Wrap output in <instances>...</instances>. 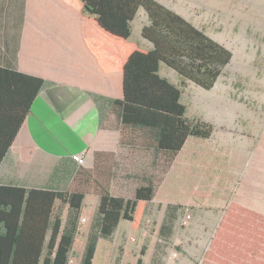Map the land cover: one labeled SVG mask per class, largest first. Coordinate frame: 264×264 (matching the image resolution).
Wrapping results in <instances>:
<instances>
[{
    "label": "crops",
    "instance_id": "crops-1",
    "mask_svg": "<svg viewBox=\"0 0 264 264\" xmlns=\"http://www.w3.org/2000/svg\"><path fill=\"white\" fill-rule=\"evenodd\" d=\"M84 32L80 5L74 0H0V68L44 81L2 157L0 188L64 192L72 187L76 174L80 171L88 189L95 185L93 181L96 182V190L93 187L86 190L79 220L83 225L79 228V236L75 238V241L80 240V245L76 251L74 242L69 254V264L73 254L76 264L81 263L89 221L99 203L100 185L108 187L111 194L125 198H131L141 183L156 185L141 227L132 229L128 222L122 220L109 240L122 224L133 232L141 230L151 211L156 218L161 219L157 227L159 234L175 233L173 231L176 225L185 215L184 207L190 208L194 217L196 213L197 220L200 221L196 223L198 229L196 228L195 235H206L205 227L211 228L212 235H215L225 208L232 202L255 215H250V218L246 216L237 225L240 232L244 231L240 234L241 237L255 238V234L261 231L264 217V176L258 181L259 168L255 166L252 169L254 189L248 187L244 178L239 187L229 190L232 192L231 196L229 192L217 190L212 196L201 197L204 195L199 194L197 175L189 170V161H183L185 150L188 145L208 143L215 128L213 127V133L207 140L188 137L171 162L170 151L158 149L153 134L149 131L121 128L120 118L112 112V103L122 98L123 75L104 73L101 70L98 60L88 50ZM138 44L145 50L151 48L148 43L146 46ZM162 67L159 72L164 77ZM12 92L13 88L0 87V146L9 141L12 125L19 115L18 107H15L14 99L10 97ZM180 101L184 105L181 99ZM187 113L186 109L185 117L192 120ZM78 154L83 156L82 165L73 159ZM230 177L231 175L227 178ZM12 195H17L15 190L0 191L3 199L0 208L3 213L9 212ZM41 195L32 194V199L38 200L30 201L31 205L37 208L41 203ZM23 203L24 201L21 202V209ZM207 203L213 209H206ZM169 206L183 208L168 210ZM212 210L218 212V215ZM208 211H211L210 215L207 214ZM42 219L38 215L30 221L37 227L31 234L34 239L40 233ZM82 219H85L84 222H81ZM50 235L51 231L47 230L44 235L45 247ZM101 242L102 239L98 242L94 262ZM184 246L188 247L189 256H182L183 252L179 247L171 256L176 258L179 251L178 264L207 262L204 258L209 249L207 245L194 246L186 243ZM198 248L204 249L202 255L193 256L192 251L196 252ZM240 250L246 255L242 258L243 261L244 258L258 261L262 253H256V248L250 247ZM145 253L143 256L139 255L142 264ZM165 255L155 256V263L164 264Z\"/></svg>",
    "mask_w": 264,
    "mask_h": 264
},
{
    "label": "trees",
    "instance_id": "trees-1",
    "mask_svg": "<svg viewBox=\"0 0 264 264\" xmlns=\"http://www.w3.org/2000/svg\"><path fill=\"white\" fill-rule=\"evenodd\" d=\"M74 1L80 5L88 50L98 60L99 67L104 73L123 75L122 98L112 103V112L121 120L120 127L149 131L158 149L170 151V162L188 137L209 139L214 129L211 124L185 117L186 107L180 101L182 90L187 83L211 90L223 67L230 63L231 52L157 0ZM140 9L147 19L140 37L151 46L148 50L130 40L131 24ZM161 66L174 71L179 84L162 77ZM43 84L42 79L34 76L0 68V87L13 88L10 97L19 112L9 141L0 146V163ZM82 179L80 171L72 187L64 192L0 188L17 193L11 197L8 213L0 208V264H69L70 251L79 236L86 190L97 189L95 181L88 189ZM155 190L154 183H141L131 198H125L111 194L108 187L100 185L99 203L89 221L80 264H94L99 240H109L120 221L139 229ZM34 193L42 194L37 208L31 205L32 200H38L32 199ZM2 200L0 197V205ZM182 207L169 206L168 210ZM242 212L255 216L246 210ZM38 215L43 223L34 239L31 234L37 227L30 221ZM47 230L51 235L45 247ZM144 253L145 248L139 255ZM137 264H142L140 258Z\"/></svg>",
    "mask_w": 264,
    "mask_h": 264
},
{
    "label": "rangeland",
    "instance_id": "rangeland-1",
    "mask_svg": "<svg viewBox=\"0 0 264 264\" xmlns=\"http://www.w3.org/2000/svg\"><path fill=\"white\" fill-rule=\"evenodd\" d=\"M157 1L232 54L230 63L223 67L211 90H203L192 83H187L182 90L181 100L189 117L206 121L215 128L208 143L188 145L185 150L183 161H189V170L197 175L199 194L212 196L220 190L231 196L229 190L239 187L244 178L248 187L254 189L252 169L259 168L258 181L264 176V0ZM145 23L146 15L140 9L131 25L130 40L143 46L146 42L140 32ZM161 72L169 81L179 84L174 71L163 66ZM205 205L213 209L209 203ZM242 210L240 205L229 203L215 235L209 227H205L206 235H195L196 223L200 221L188 207H184L185 215L176 225L175 233L159 234L157 227L161 219L151 211L141 230L133 232L122 224L111 240H102L94 264H137L143 247L146 248L143 264H156L153 258L165 255L166 251L164 264H178L179 251L176 258L171 256L177 252V247L183 252L182 256H189L186 243L208 246L204 255L207 262L203 264H264V217L261 231L255 238L241 237L244 231L240 232L237 225L246 216L250 218ZM213 213L218 215V212ZM200 215L205 217L204 213ZM79 245L80 240H76V251ZM247 247L256 248V253L262 252H259L258 261L242 260L246 255L240 249ZM198 249L192 251L193 256L202 255L204 249ZM71 264H76L75 254Z\"/></svg>",
    "mask_w": 264,
    "mask_h": 264
},
{
    "label": "built area",
    "instance_id": "built-area-1",
    "mask_svg": "<svg viewBox=\"0 0 264 264\" xmlns=\"http://www.w3.org/2000/svg\"><path fill=\"white\" fill-rule=\"evenodd\" d=\"M74 161L77 162L79 165L83 164V156L82 155H75L73 157ZM85 219H82L81 222H84Z\"/></svg>",
    "mask_w": 264,
    "mask_h": 264
}]
</instances>
